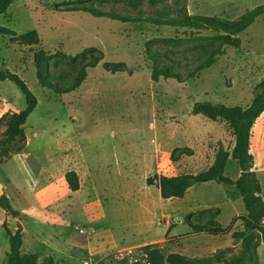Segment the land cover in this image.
<instances>
[{"label":"rangeland","instance_id":"rangeland-1","mask_svg":"<svg viewBox=\"0 0 264 264\" xmlns=\"http://www.w3.org/2000/svg\"><path fill=\"white\" fill-rule=\"evenodd\" d=\"M263 4L264 0H160L155 4L147 0H17L0 15V27L19 33L35 30L41 40L27 46L0 35L2 69L18 74L38 100L24 125L26 146L9 157H0V197L7 194L20 211L18 217H12L0 205V264H7L10 252L7 229L16 232L19 227L24 240L21 254H41V260L54 257L56 264H150V252L155 250L165 257L181 253L216 264L233 259L237 264H264L263 243L257 249L254 244L244 249L242 240L233 236L244 229L238 218L246 214L234 186L198 183L183 198L164 200L161 205L156 189L146 184V179L157 173L156 156L164 162L161 174H198L214 163L220 142L228 150L233 148L235 140L227 123L211 121L192 110L201 101L243 107L252 103L256 86L264 80V14L238 36L239 47L225 45L212 56L222 42L215 32L192 35L180 27L63 11L85 5L127 16L168 18L187 10L194 15L237 20ZM91 47L104 59L88 69L78 90L58 94L40 85L34 62L37 51L43 49L50 55V80L68 86L85 60L73 63L59 52L76 55ZM206 61L210 67L184 82L163 76L155 82L152 77L155 71L168 68L185 78ZM116 68L123 71L116 72ZM26 107V96L18 85L0 80V118ZM5 130L6 126L0 125V137ZM252 147L261 151L264 162V117L253 128L251 151ZM178 149L191 155L171 161ZM254 159L255 172L264 186V164L259 166ZM116 164L123 175L117 173ZM73 168H79L84 186L78 194L69 190L65 179ZM240 173L231 158L225 176L237 179ZM147 202L151 210L142 207ZM152 212L166 213L160 227L168 220L170 229L163 232L156 225L151 235L154 243L148 239L137 247L141 238L149 236L147 229L137 230L138 224L150 220ZM80 213L96 229L127 227L135 248H125L129 245L126 237L122 247L100 249L77 260L35 239L44 232L45 240L55 242L59 231L65 230V220L71 234L83 237V232L74 229L77 225L87 227L79 221ZM218 222L226 231L217 236L195 232L191 224L216 226Z\"/></svg>","mask_w":264,"mask_h":264},{"label":"trees","instance_id":"trees-1","mask_svg":"<svg viewBox=\"0 0 264 264\" xmlns=\"http://www.w3.org/2000/svg\"><path fill=\"white\" fill-rule=\"evenodd\" d=\"M17 0H0V15L5 14L9 8ZM132 3L140 2L141 0H128ZM151 4H155L160 0H147ZM63 11H84L89 12L96 17H107L113 20H119L126 23L146 22L155 26L180 27L191 31V34L200 33L201 31L215 32L222 42L212 56L220 53V49L227 45L239 47L240 40L238 36L245 32L261 15L264 14V4L246 12L237 20H231L225 17L209 16V15H194L187 10L181 15L175 17H142V16H127L110 10H100L91 6H69ZM0 35H9L14 43L20 45L33 46L40 44L41 40L37 31H28L19 33L7 27H0ZM97 49L94 47L87 48L84 52L76 55H68L64 52H59V55L68 59L71 62H76L79 59L85 62L79 68L73 81L68 86H58L49 78V61L50 55L45 50H39L34 55V62L37 69V78L40 85L54 90L58 94L70 93L78 90L85 82L88 76V69L96 67L100 61L104 59L103 54H95ZM88 55L90 60H87ZM0 63V80L14 81L23 91L27 100V107L23 111L9 113L0 118V125L4 124L6 130L0 137V157H9L12 152L18 153L24 149L27 143V135L24 125L29 116L33 113L38 105V100L35 94L28 87L26 82L16 73H13L8 68L2 69ZM210 62L206 61L197 67L187 77L183 78L178 73L171 72L168 68L155 71L153 80L159 81L163 76L166 79H176L184 82L188 79L199 75V72L210 67ZM112 66H116L115 64ZM119 67V66H118ZM123 71L122 68L115 70ZM195 115H203L211 121H222L229 125L234 137L235 143L231 150H228L220 142L219 150L216 154L214 163L205 171L198 174H180L176 176H168L164 174H155L148 177L146 182L150 185H156L160 189L163 199L183 198L187 191L198 183H207L215 181L219 184L234 186L242 196L246 214L238 219L243 221L244 229L235 232L233 236L242 240L244 249L250 248L254 244L257 249L260 244H264V198L263 188L260 179L255 172V159L251 152V138L253 128L258 119L264 113V80H262L255 88L252 103L246 107L243 106H227L222 103H214L212 101L197 102L192 110ZM179 151L177 156L171 155V161L180 159V157L188 152ZM175 151V152H176ZM236 160L240 168V176L237 179H232L225 176V169L230 159ZM69 189L78 191L80 189V180L76 171L70 170L65 175ZM0 205L12 217H18L20 211L16 210L10 202L9 196L3 194L0 197ZM214 218H212L213 220ZM195 232L207 233L210 235L223 234L226 228L218 222L216 226L191 223ZM10 243V252L7 255V264H56L53 257H45L41 260L42 255L36 253L21 254L23 247V230L21 227L16 232L7 229ZM152 246H146L145 251L149 253ZM150 264H216L210 260L198 257H189L181 253H171L167 257L163 256L160 251L150 252ZM155 255V258H152ZM131 264H140L134 262ZM222 264H237V260L223 262Z\"/></svg>","mask_w":264,"mask_h":264},{"label":"crops","instance_id":"crops-1","mask_svg":"<svg viewBox=\"0 0 264 264\" xmlns=\"http://www.w3.org/2000/svg\"><path fill=\"white\" fill-rule=\"evenodd\" d=\"M262 117H264V113L261 115V117L259 119H261ZM259 119H258V121H259ZM260 159H262L261 153H260ZM82 160L86 162V160H84V158ZM163 163L164 162H162V160H161V158H159V156L155 157V159H154L155 167L154 168H155V171L157 172L156 174H161L160 167H161V165H163ZM263 164H264V162H263V159H262V161L259 162V166L263 165ZM116 166L119 169L117 171V173L119 175L120 174L123 175L124 172H122L121 169L119 168V164H116ZM86 169H87V171L92 172V170L88 166H87ZM72 170L76 171L77 174H79V168H73ZM83 171H86V170H82V172ZM259 174H261V172H259ZM25 182L27 183V181H25ZM80 183H81L80 184V189L78 191H72L70 189L69 190L72 191L75 194L80 193L82 191V188L84 187L83 186V182L81 181ZM92 183H93L92 184L93 186L96 185V183H94V181H92ZM146 184H147V182H146ZM93 186H91V187H93ZM147 186L150 187L151 190L152 189H156V191L158 192V196H159L161 205H163L164 200H172V199H163L162 196H161V192H160V189L158 188V186H156V185H150L149 186L148 184H147ZM91 187L88 186V189H91ZM262 188H263V194L262 195H263V198H264V186H263V184H262ZM20 192L22 193V191H20ZM145 206L147 208L149 207V210H151L150 206H152V205L149 202L145 203L142 207H145ZM84 207H86L85 209H87L86 203H85ZM164 215H166V213H163L160 216L156 212L155 213L152 212L150 220L138 224L137 230H140L142 228L145 229V230L147 229V231H145V233L149 234V236L146 235L144 237V239L141 238V240H140L141 243L138 244V245H135V246H137V247L138 246H143L142 243L145 240H148V239L151 240L150 243H154V240L151 239V235H153L156 232V228H157L156 225H158L159 227H160V225H162L160 222H161V220H162ZM78 219H79V221H82V223H84V225L87 226V227L84 228L85 229V233L83 232L81 234L78 231V233L83 235V237L79 236V235L71 234L70 229L68 228V226H67V224L65 222L66 220H65V221H63L64 222L63 224L65 226V230L59 231V236L56 237V241L55 242L54 241L53 242L52 241L48 242L47 240H45L44 232H41L40 236L36 237L35 239L38 240L43 245L49 246L51 250H54V251L62 253V254H66V255L70 256L71 258L77 259V260H79L78 256H80V255L82 257H84L86 255L87 256L89 255V257H91V255L92 256L95 255L94 253H96L97 251H100V249L101 250H106V249L122 247V241H124L126 237L129 238V245L125 246V248L126 249L127 248L128 249L129 248H135L134 245H131V244H134L136 241H132V240H134V238L132 236V232H129V229L127 227H125V228L124 227H119L118 229H114L112 227H104V228L101 227L100 229H96V227L92 226L90 221L88 219H85L84 216L81 213L79 214ZM46 223H48V222L46 221ZM163 224H165V226L164 227L163 226L160 227L162 229V231L163 232L168 231L170 229L169 221L167 220ZM74 229H75V227H74ZM64 231H65V233H64ZM141 235H140V237H141ZM83 260L85 261L86 258H83Z\"/></svg>","mask_w":264,"mask_h":264},{"label":"bare ground","instance_id":"bare-ground-1","mask_svg":"<svg viewBox=\"0 0 264 264\" xmlns=\"http://www.w3.org/2000/svg\"><path fill=\"white\" fill-rule=\"evenodd\" d=\"M253 154H254V156L256 157V162H257V165H258V163L260 162V152L261 151H259V150H255L253 147H252V151H251Z\"/></svg>","mask_w":264,"mask_h":264},{"label":"built area","instance_id":"built-area-1","mask_svg":"<svg viewBox=\"0 0 264 264\" xmlns=\"http://www.w3.org/2000/svg\"><path fill=\"white\" fill-rule=\"evenodd\" d=\"M75 229L77 231H80V232H84L85 231L84 227L80 226V225L75 226ZM84 264H89V262L86 261V262H84Z\"/></svg>","mask_w":264,"mask_h":264}]
</instances>
